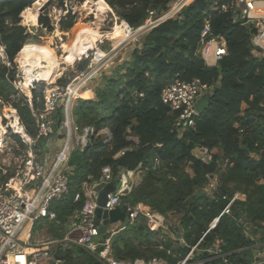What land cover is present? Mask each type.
Instances as JSON below:
<instances>
[{
	"label": "trees",
	"instance_id": "1",
	"mask_svg": "<svg viewBox=\"0 0 264 264\" xmlns=\"http://www.w3.org/2000/svg\"><path fill=\"white\" fill-rule=\"evenodd\" d=\"M58 1L63 5L64 0ZM105 1L127 26L137 28L133 30L136 37L145 29L142 25L150 10L161 15L177 0ZM233 1L194 0L186 4L179 15L153 27L147 38L129 51L122 65L126 66L125 72L109 75L104 86L94 89L95 98L79 99L73 114L80 129L93 127L99 131L107 127L111 137H93L83 150L75 148L71 153L70 192L51 203L56 220L38 225L46 228L53 239L60 240L53 249L55 259L64 264H103L83 247L63 239L70 219L84 205L82 184L107 180L103 173L106 166L112 169L110 181L117 179L119 168L140 170V181L123 196V202H143L165 215L182 211L179 219L190 243L202 236L239 192L231 213L220 217L201 247L210 248L219 242L222 252L228 253L234 264H247L257 250L264 248V56L252 52L255 28L241 20L233 21L232 9H222ZM33 3L34 0H0V41L6 46L5 62L0 61V99L16 109L31 137L37 135L36 120L26 95L14 84L18 71L14 60L20 64L17 58L20 51L40 42V38H31L21 23L22 12ZM38 20L43 28L55 29L45 11ZM207 20L212 35H221L227 41L228 53L215 66H209L197 53ZM78 25L69 11L60 20V31ZM115 33L112 38L116 46L132 39L130 30L131 38ZM89 63V58L82 59L78 69L86 71ZM30 74L28 80H22V88L26 83L30 88L33 80H39ZM175 76L185 80L199 78L214 85L197 117L196 128L183 135L173 130L175 115L170 114L169 106L161 98L163 88ZM60 82L65 85L67 80ZM217 83L221 86L216 87ZM44 86L43 82L34 83V103L38 98L44 100ZM53 117L60 129L64 118L62 105L56 106ZM0 124L3 125L1 114ZM14 137L23 149H28L19 136ZM60 143L61 139H42L34 149L38 157L47 159L50 151L52 156L56 154ZM198 147L207 148L212 158L202 161ZM125 148L130 149L118 155ZM212 172H220V186L207 193L206 174ZM13 175L14 172L4 173L0 167L1 182H7ZM77 192H81V198L75 201ZM121 227L111 236L112 252L117 258H163L168 264H177L189 250L162 232L150 229L144 217L134 223L126 221ZM209 256L212 254L206 252L203 257Z\"/></svg>",
	"mask_w": 264,
	"mask_h": 264
},
{
	"label": "built area",
	"instance_id": "2",
	"mask_svg": "<svg viewBox=\"0 0 264 264\" xmlns=\"http://www.w3.org/2000/svg\"><path fill=\"white\" fill-rule=\"evenodd\" d=\"M190 2L189 0H177L167 12L161 15H157L155 10H150L145 24L142 26L146 29H152L160 23L179 15L182 8ZM222 9L225 11L232 9L233 21L241 20L243 24L251 25L255 28L256 31L252 38V52L256 56H264V0H234L232 4L223 5ZM129 28L134 30L131 26ZM5 49V44L0 41V61L4 62ZM197 53L202 56L209 66L217 65L228 53L226 39L221 35H212L208 20L201 33ZM92 70L93 68L86 73H82L83 78L81 81L87 82L88 78H92L97 72H92ZM36 81L33 80L30 83L31 95H26V97L36 120L37 135L31 137L26 132V128L21 122L20 117L18 123L25 134L19 132L11 124V119L4 127L12 128L13 134L20 135L29 147L26 155L20 160L14 175L7 182L0 181V264H50L51 262L54 264H64L53 256V249L60 240L39 239L33 241L31 234L28 233L22 242L20 235L26 224L34 225L41 218L56 220V213L50 210V205L53 201L65 198L70 192L71 170L69 168V161L72 151L75 148L83 150L92 142L93 137H111L110 130L107 127L99 131H96L93 127L80 129L71 109L70 102H73L67 99L64 108V118L61 124L65 129L64 139L51 165L47 167L45 161L37 156L34 144L42 139L51 138L55 133L56 126L53 111L58 105L61 93L51 91L49 94L44 95L43 101L38 98L36 103H34L32 88L34 83H37ZM15 82L14 84L17 87ZM213 88V84L204 83L199 78L185 80L179 76H175L163 88L161 98L169 106L170 114L175 115L173 130L177 134L183 135L196 128L197 117L201 112L197 107V101L203 94L210 93ZM70 91L65 94H70ZM40 103H43V106L38 105ZM128 149L130 148L121 150L118 155L124 154ZM197 154L204 162L212 158L207 148L198 147ZM157 163L159 164L158 159H156ZM227 163L228 160L222 164V167H226ZM111 171L110 166L103 168V173L107 178V180H104L105 182L110 181L108 179ZM137 171L138 169L128 170L119 168L118 175L120 177L117 178L119 187L114 193L108 194V201L103 209L112 210L118 206H123L126 212V221L129 223H134L140 217H144L150 229L162 232L175 244L188 248L189 250L186 255L178 259L177 264H234L229 259V254L222 252L219 242H216L210 248H203L201 244L207 233L215 228L220 217L223 214L231 213L232 205L240 195L239 192L234 194L221 214L211 221L202 236L195 243H190L185 236L184 226L173 224L170 218L171 213L165 215L143 202L136 204L123 202V196L129 194L133 186L139 181V178H136ZM3 172L7 173L8 171L3 167ZM220 180V172L207 173L205 192L209 193L217 190L220 186ZM98 183L89 185L87 182H84L82 184L85 202L75 217L77 222L72 224L70 232L64 237L63 241L83 247L103 264H168L167 260L163 258H137L130 260L117 258L113 254L111 236L104 237L100 233V220H98L96 214V209L99 205L97 201L98 192L95 186ZM80 198L81 192H77L74 200L77 201ZM105 232L107 234V231ZM206 252L211 253L212 256L203 257ZM247 264H264V248L257 250L254 253L253 259Z\"/></svg>",
	"mask_w": 264,
	"mask_h": 264
},
{
	"label": "rangeland",
	"instance_id": "3",
	"mask_svg": "<svg viewBox=\"0 0 264 264\" xmlns=\"http://www.w3.org/2000/svg\"><path fill=\"white\" fill-rule=\"evenodd\" d=\"M46 1L50 2V8L45 12L53 21L55 26L53 31L43 28L39 20L36 25H33L32 22L26 21L22 14L21 23L27 28V32L30 33L31 38H40L38 45H41V47L45 46L44 48L46 49L48 48L47 53L43 54L42 51L32 46L28 47L25 51L21 50L18 55V60L22 61L21 65L16 62V59L14 60L18 69L15 83L19 87L18 89L27 95L30 92V88L27 86V83L22 88V80H28L26 71H29L30 75L33 74L41 78L36 82L45 83V95L51 91L61 93L58 105H62L63 111L67 99L72 100L73 103L70 102V105L73 112L79 99L95 98L94 94L96 92H94V89L104 86L109 75L125 72L126 66L122 65L129 57V51L138 45V43L145 40L147 33L151 29L145 28L139 36L134 37L133 30L126 28L124 20L116 14L109 4L108 7L104 6L102 0H64L63 5L58 0H34L31 7L36 10L35 7L38 2H41L42 6ZM69 11L79 25L68 31H60V20L63 16L68 15ZM128 30L132 32V39L116 46V41L112 38L116 34L115 32L131 38ZM134 30H137V28ZM88 48L91 49L88 50ZM87 50L88 53L84 55ZM20 57L24 58L21 60ZM84 58H89L90 63L86 71L82 72L78 69L77 65ZM91 68H93L92 72L97 71L96 74L92 78H88L87 82L81 81L83 78L82 73H86ZM102 73H104L106 79H103ZM61 79L67 80V83L65 85L62 84L60 82ZM69 90H71L70 94L66 95L65 93ZM6 107L8 109H5ZM9 108L11 106L5 104L0 99V114L2 115L4 127L10 119L11 124L15 120V118L6 117L5 113ZM0 127H2L1 124ZM13 133L12 128H4L0 133V166H3L7 171L16 172L20 160L26 155L28 149H23L20 141L14 135L19 136L22 142H24L22 137ZM37 144L38 142L34 145ZM222 168L224 169L225 167ZM137 174L139 175L136 178L139 177L140 181V170L137 171ZM182 214L183 212L179 210L176 213L170 214L173 224L182 225L179 219ZM123 223L118 222L117 224L122 225ZM114 224L116 223L109 224L107 230H110ZM27 227L28 225L26 224L20 235L22 242L30 232ZM39 230V228L35 229V239L33 241H37L40 238L45 240L43 232ZM42 230L45 229L42 228Z\"/></svg>",
	"mask_w": 264,
	"mask_h": 264
},
{
	"label": "water",
	"instance_id": "4",
	"mask_svg": "<svg viewBox=\"0 0 264 264\" xmlns=\"http://www.w3.org/2000/svg\"><path fill=\"white\" fill-rule=\"evenodd\" d=\"M50 8V2L46 1L41 7H40V13L49 10ZM221 83H217L216 87H220ZM210 96V93L203 94L197 101V107L201 111L202 108L207 104L208 98ZM64 127L61 126L60 129H56V134L54 138L56 139H62L64 134ZM53 157V156H52ZM120 175L117 176L119 178ZM119 187V183L116 180L108 181V182H101L98 183L95 186L96 191L98 192V208L96 209L97 217L100 220V233L106 237L107 234L105 232L107 226L109 224L118 223V222H125L126 221V212L123 206H118L115 209L107 210L103 209V207L106 205L108 201V194L114 193L117 188Z\"/></svg>",
	"mask_w": 264,
	"mask_h": 264
},
{
	"label": "bare ground",
	"instance_id": "5",
	"mask_svg": "<svg viewBox=\"0 0 264 264\" xmlns=\"http://www.w3.org/2000/svg\"><path fill=\"white\" fill-rule=\"evenodd\" d=\"M102 2H103V4H104V6H109L106 2H105V0H102ZM36 4V3H35ZM41 2H38L37 4H36V10H34L31 6L30 7H27L23 12H22V16H24L25 17V20L26 21H28V22H32V24L33 25H36L37 23H38V15H39V13H40V7H41ZM130 26L128 25V27L127 28H129ZM130 29V28H129ZM132 30V29H131ZM33 48H36V49H39L40 51H42L43 52V54H46L47 53V49L46 48H44V47H41V45H38V44H35L34 46H32ZM26 49H28V47H25V48H23L22 50L23 51H25ZM20 54V53H19ZM18 54V55H19ZM18 58V57H17ZM24 57H20V59L22 60ZM18 62H20V64L22 63V61H19L18 60ZM26 73H27V75H28V72L26 71ZM39 78V77H38ZM39 79H41V78H39ZM30 80H33V79H30ZM43 80H45V79H43ZM27 95H31V92H29ZM5 109H8V107H6ZM5 115H6V117H8V118H15V120H14V123H12L15 127H16V129L19 131V132H21V133H23V134H25V132L22 130V128L20 127L21 125L18 123V120H19V116H18V113H17V111H16V109H14L13 107H11V108H9V110H7L6 111V113H5ZM2 127H0V133L4 130V126L3 125H1Z\"/></svg>",
	"mask_w": 264,
	"mask_h": 264
},
{
	"label": "crops",
	"instance_id": "6",
	"mask_svg": "<svg viewBox=\"0 0 264 264\" xmlns=\"http://www.w3.org/2000/svg\"><path fill=\"white\" fill-rule=\"evenodd\" d=\"M192 1H194V0H192ZM191 1V2H192ZM128 26L126 25V28H127ZM33 46V45H32ZM107 55V54H106ZM85 97V96H84ZM55 134H56V131H55V133L52 135V140L54 141H56V140H60V139H56V138H54V136H55ZM63 139H64V134H63V138L61 139V143L59 144L60 146L62 145V142H63ZM135 140L136 141H138V139H136L135 138ZM47 145H48V147H49V144L47 143ZM60 146H59V148H60ZM46 148V147H45ZM59 150V149H58ZM50 151V150H49ZM58 152V151H57ZM57 152H56V154H57ZM56 154H53V157H52V152L50 151V154H49V157L46 159V157L43 159V157H42V159L45 161V163H46V165H47V167H49L50 165H51V163H52V159L55 157V155ZM139 174H137V176H138ZM139 178V177H138ZM101 183V182H100ZM83 188V187H82ZM77 215V214H76ZM76 215L75 216H73L71 219H70V222H69V229H68V232L66 233V235H68V233L70 232V229H71V226H72V224L74 223V222H77L76 221ZM47 220H49V221H52V220H50V219H43V218H41L40 220H38V221H36L35 222V224L34 225H28V230L30 231L29 233L31 234V239H35V229H38L39 227H38V225H41V224H43V225H45L48 221ZM37 224V225H36ZM121 227V225H118L117 223L116 224H114V226L112 225V227H111V229L110 230H107V228H106V230L105 231H107V236H112V234L114 233V231L115 230H117L119 227ZM117 228V229H116ZM40 230L39 231H41V232H43L42 234L44 235V237H45V240H57V239H53V237H52V235L50 234V233H48L47 232V230H46V228H44L45 230H42V228H39ZM28 235V234H27ZM66 235H65V237H66ZM38 236V235H37ZM26 238V237H25ZM24 238V239H25ZM41 239V238H40ZM50 264H54L53 262H51Z\"/></svg>",
	"mask_w": 264,
	"mask_h": 264
}]
</instances>
